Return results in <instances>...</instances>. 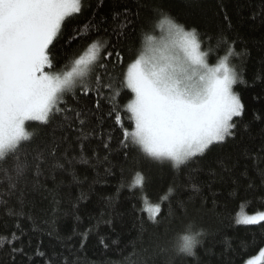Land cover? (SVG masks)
<instances>
[{
    "label": "trees",
    "instance_id": "obj_1",
    "mask_svg": "<svg viewBox=\"0 0 264 264\" xmlns=\"http://www.w3.org/2000/svg\"><path fill=\"white\" fill-rule=\"evenodd\" d=\"M158 13L196 29L202 50L212 49L211 65L227 54L221 36L240 54L229 57L241 74L234 91L245 105L234 118L235 136L178 169L121 143L134 128L125 108L134 94L119 82L143 50L144 35L159 38ZM70 37L76 38L69 45ZM93 43L113 53L100 74L119 95L105 90L97 108L96 91L78 88L63 97L78 119L69 110L47 124H27L33 136L18 153L26 174L4 196L8 206L0 205V242L11 241L0 246V264H247L259 257L264 222L236 221L241 212L264 211V0H82L55 42L57 69L70 67ZM15 163L9 155L0 167V190L9 191ZM137 171L146 177L142 188L132 187ZM157 203L158 223L148 211ZM189 224L202 230L201 243L195 255L178 254L173 242Z\"/></svg>",
    "mask_w": 264,
    "mask_h": 264
},
{
    "label": "snow or ice",
    "instance_id": "obj_2",
    "mask_svg": "<svg viewBox=\"0 0 264 264\" xmlns=\"http://www.w3.org/2000/svg\"><path fill=\"white\" fill-rule=\"evenodd\" d=\"M81 9L82 0H0V167L9 155L16 161L14 175L8 174L9 191L0 190V205L8 206L4 196L12 195L11 190L26 174L28 165L21 163L18 155L23 142L33 136L26 122L47 124L57 113L69 110L78 119L81 113L68 109L63 100L78 88L85 94L96 91L97 108L105 90L119 95L114 83L105 82L100 74V70L106 69L103 60L113 53L99 43L91 44L85 54L74 58L64 70H58L54 63L55 42L66 20ZM158 15L155 27L165 35L160 39L144 35L143 50L127 65L119 82L134 94L125 105L134 128L124 131L121 143L125 148L129 144L138 146L155 160L171 161L178 169L235 136L234 118L243 115L245 105L233 90L242 80L241 74L230 66L229 57L240 54L221 36L218 45H225L227 54L210 65L208 56L212 49L202 50L203 41L196 29L186 31L167 14ZM75 38L68 39L69 45ZM116 55L120 57L119 53ZM61 104L65 107L61 108ZM115 120L121 122V115L116 114ZM79 123L83 125L85 121L81 119ZM51 154L55 155V148ZM3 170L7 174V169ZM145 181L146 177L137 171L132 187L142 188ZM148 211L158 223L156 216L162 212L161 205L157 203ZM9 214L20 216L23 212L12 213L9 209ZM236 222L261 224L264 211L251 215L241 212ZM197 235H202V230ZM2 243L11 241L5 238L0 246ZM189 255H195V251L190 250ZM259 258H264V249ZM247 264L257 262L249 259Z\"/></svg>",
    "mask_w": 264,
    "mask_h": 264
},
{
    "label": "clouds",
    "instance_id": "obj_3",
    "mask_svg": "<svg viewBox=\"0 0 264 264\" xmlns=\"http://www.w3.org/2000/svg\"><path fill=\"white\" fill-rule=\"evenodd\" d=\"M200 230H194L193 225L189 224L185 227V230L179 233L173 242L174 250L180 254H189V251H194L199 244L200 236L197 235ZM189 241L191 244L189 245Z\"/></svg>",
    "mask_w": 264,
    "mask_h": 264
},
{
    "label": "rangeland",
    "instance_id": "obj_4",
    "mask_svg": "<svg viewBox=\"0 0 264 264\" xmlns=\"http://www.w3.org/2000/svg\"><path fill=\"white\" fill-rule=\"evenodd\" d=\"M187 31V30H186ZM165 35V33L161 30L160 31V33H159V38L158 39H160L162 36H164ZM208 62H209V60H208ZM210 64V63H209ZM211 65V64H210ZM215 65V64H214ZM230 66H232V67H234L235 68V66L233 65V64H231L230 63ZM236 69V68H235ZM233 90H234V86H233ZM29 122H31V121H29ZM29 122H26V127H27V124L29 123ZM27 130H28V128H27ZM150 207H152L151 205L149 206V208ZM245 215H251V214H245ZM253 259H255L256 260V262H257V264L259 263V261L261 260V258H259V257H256V258H253Z\"/></svg>",
    "mask_w": 264,
    "mask_h": 264
}]
</instances>
